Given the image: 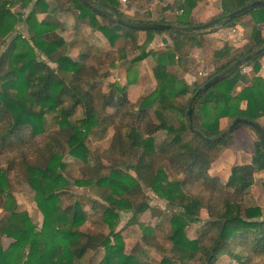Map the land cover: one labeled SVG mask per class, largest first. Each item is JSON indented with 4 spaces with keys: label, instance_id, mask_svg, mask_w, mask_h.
<instances>
[{
    "label": "trees",
    "instance_id": "obj_1",
    "mask_svg": "<svg viewBox=\"0 0 264 264\" xmlns=\"http://www.w3.org/2000/svg\"><path fill=\"white\" fill-rule=\"evenodd\" d=\"M96 1L106 5H95L103 13L78 0H51L62 15L73 16L74 35L67 41L68 25L53 14L46 0H0V264H218L222 258L229 264H264V213L259 205L246 202L249 190L257 185L255 175L264 172V151L257 136L249 164L232 167L225 182L210 177L216 148L226 146L233 133L220 144H207L189 128L186 109L191 98L185 105L173 103L188 93L193 96L208 80L262 48L260 31L253 27L249 42L240 49L225 46L214 52L212 73L191 90L185 81L168 73L167 67L175 63L177 55L180 60L200 47L197 37L204 33L168 32L172 47L157 53L152 69L157 85L133 103L127 88L135 78L129 71L151 54L144 48L153 34L162 32L125 28L117 24L115 13L129 22L189 29L195 26L190 22L191 8L176 0L181 14L171 23L155 20V11L143 19L129 20L119 12L117 0ZM255 1L264 2L222 0L218 18ZM14 6L28 9V13H15ZM246 15L254 25L264 26V8H256L210 28L235 25ZM22 21L29 39L16 32ZM82 23L109 47L121 39L122 49L140 51L127 69L126 85L103 83L109 76L99 65L104 47L89 37L79 38L78 57L70 56L79 34L77 24ZM138 33L145 35L140 45ZM260 59L245 67L257 74ZM238 82L248 85L233 94ZM263 117L264 78L248 81L239 68L196 100L193 128L214 139L235 119L261 126L258 121ZM221 120L227 121L226 128L221 129ZM111 127L110 147L97 157L99 166L91 168V178L68 177L65 157L89 165L88 135L94 128L104 133ZM261 128L264 132V126ZM158 133L165 139L157 142ZM116 156L127 161L121 164L125 171L115 165L100 173L105 168L101 159ZM169 176L174 180L168 181ZM15 183L26 185L32 193L42 216L39 225L17 210ZM73 186L88 187L98 197L88 201L102 215L95 232L82 230L86 220L79 201L64 202L66 191ZM259 186L264 192V179ZM144 190L171 208L166 218L144 200ZM147 212L157 218L154 225L141 222ZM127 213L130 217L124 228L140 230L133 243L118 230L122 214ZM159 221L168 223L160 236L155 232ZM198 223L201 229L190 239L186 230ZM97 255L100 258L94 263Z\"/></svg>",
    "mask_w": 264,
    "mask_h": 264
},
{
    "label": "rangeland",
    "instance_id": "obj_2",
    "mask_svg": "<svg viewBox=\"0 0 264 264\" xmlns=\"http://www.w3.org/2000/svg\"><path fill=\"white\" fill-rule=\"evenodd\" d=\"M46 1L47 3L50 4V7L52 8V10H54L53 14L55 16H61V19L68 25L69 28L67 32L64 34V37L67 41H70L74 35L73 16L71 14L62 15L61 12H58L55 9L54 4L51 2V0H46ZM117 1L119 4V12L122 13V15H125L128 18H133L134 20H137V19H140V17H142L140 15L145 10L148 11L150 8L152 9L153 1L155 0H142L140 2L137 0H125V1L117 0ZM167 1L168 0H159L158 2H159V5H164ZM12 11H14L15 13L16 12L24 13L25 16L28 13V9L20 10L18 6L12 7ZM244 19H247V17ZM77 25H78L79 34H77L76 36L78 38H77V42L75 46L72 48L71 53H69L70 56L72 58L78 57L77 52L79 50V47L81 46L80 44L81 41L79 40V38L84 39V38L89 37L91 41H94L96 43V45H99L101 48L104 47V49L102 48L104 51H102V58L100 60L101 63H99V65H103L104 69L108 70L109 76L103 80V83L105 85L111 84V83H114L116 85L118 84L120 86L126 85L125 76L127 73V69H129V67L132 66L131 60L135 58L136 56H138L140 54V51L131 50L130 47H125V49H122L121 47H123L124 41L121 39L117 41L116 44L109 47L108 45L104 43V41L100 38L99 35H97L95 32L90 30L85 24L82 23V24H77ZM15 29H16V32L19 35H21L23 38L29 39L28 29L24 21L20 22L16 26ZM136 37H137V42L139 45L144 43L145 41L144 34L138 33ZM201 39L203 41V38ZM206 43L208 45L207 47V45L205 44L206 51H203V50L201 52L192 51L191 54L188 55L189 56L188 58H183V59L181 58L182 60H179V61L175 60V62L177 61L175 66L173 63L169 65V67H167V69L169 68L168 73L170 74L179 73L180 74L179 76L183 75L182 77L186 79L185 82L187 81V83L190 85L189 86L190 90L193 88V84L202 83L204 79L208 77V75H210L214 69V65H213L214 56L212 55L214 54L213 53L214 51L212 52L213 48H212L211 43L209 44L208 41ZM148 48H149V45H147V48H144V49H148ZM154 65H156V60L152 55L150 57L148 56L146 60L144 61V63L140 62L137 65H133L132 70L129 71L131 72L130 77L133 79L135 78V82L131 85H128V88H127L128 97L133 103H135L136 101H139L142 95L143 96L149 95V93H151L155 89L156 80L153 74L151 73ZM191 97L192 96L189 95L188 93L183 97L176 98L173 103L175 104V106L176 105L181 106L182 104L185 105L187 100ZM263 122L264 121H261L260 124L264 125ZM220 127L226 128L227 121L221 120ZM239 128L232 134V139L228 141L226 146H220L216 148L214 152L216 159L214 161L215 163L213 164V169L215 170L218 169L217 170L218 173L222 174L224 173V171L228 170L227 167L219 168V164L216 162L218 161V159L225 156L223 153H225L226 151H229L228 148L232 145L234 138L242 130H245L247 133H249V135H245L246 139L244 140V142L248 140L250 134H252V138L255 139L254 137L255 134L251 132L248 128H244V127L240 129ZM113 135H114L113 127L107 129L104 133L101 132L100 128L98 129L94 128L92 130V134L88 135L86 139V145L90 151L89 156L91 158L89 161V165H85L81 162L73 160L69 156H66L64 159V161L67 164L66 175L68 177H72V179L91 178V174H90L91 168L94 167L95 165L99 166V160L97 159V157H99L101 153L109 149L110 141ZM163 137H165L164 134L158 133L155 136V139L157 142H160ZM244 147H249V143L246 142L244 144ZM132 159L134 161V157ZM123 163L126 164L127 161L122 157L119 158L116 156V157L111 158V160L103 157L101 159V165H103L105 168L102 169L100 173L105 172L108 166H113L114 168H116L115 165H118L117 168L119 170L125 171L123 167L121 166V164ZM254 179L257 185H255L249 190V194L246 197V202L249 205L250 204L259 205L262 208V211L264 213V192L259 186V183L264 179V172L263 173L261 172L255 175ZM171 180H174V177L169 176L168 181H171ZM15 190L16 191L14 193V196L16 198L17 210L19 212L27 213L28 216L31 218L32 222L37 223L39 225L42 221V216H41V213L38 211L36 204L33 201L32 193L29 191L27 186L24 184L20 185V184L15 183ZM143 192H144L143 198L145 201L149 203V205H151L152 207L156 209H160L162 212L165 213L161 218H164L165 215L168 216V212L171 210V208L167 207L165 201L159 200L153 193H151L148 190H144ZM94 198L98 200V197L96 196V194L90 192L88 187L76 188L73 186L71 189L66 191L65 200H64V202L66 203H70L71 201H74V200L79 201L83 209L85 220H86L85 224L82 227V230L86 232H90V233L95 232L99 228V223L102 220V215H101L100 210L93 209L90 203L88 202L89 199H94ZM202 216L204 217V213H202ZM129 217H130L129 213L122 214L121 224L118 230H121V234L125 235L128 243L129 241L130 243H133L137 240L138 233H140L139 232L140 230L138 227H133L129 229L124 228V224ZM140 220L145 226H151L154 222L158 221L157 218L152 216L151 212H147L144 215H142ZM201 225H202L201 223H198V224L189 226L186 230L187 236L190 239L196 238L197 233L201 229ZM167 228H168V223L166 221H159L158 228H156L155 230L156 235L160 236V233L165 232ZM5 242L7 243V241ZM99 258L100 257L97 255V257L94 260V263L97 262ZM218 264H229V261L225 258H222L218 262Z\"/></svg>",
    "mask_w": 264,
    "mask_h": 264
},
{
    "label": "crops",
    "instance_id": "obj_3",
    "mask_svg": "<svg viewBox=\"0 0 264 264\" xmlns=\"http://www.w3.org/2000/svg\"><path fill=\"white\" fill-rule=\"evenodd\" d=\"M137 1H142V0H137ZM136 1V2H137ZM153 1V6L152 9L150 8L148 11H144L141 13L140 19H143L144 17L149 16V12L152 13V11H155V14L153 15V18L155 20H160L163 19L166 22H174L176 20V17L181 14V11L178 10L177 6L175 5L176 0H168L164 5H159V0ZM188 1V2H187ZM180 4H185L186 9L191 8V14H190V22L197 25H204L206 23H209L215 19H217L221 13V2L222 0H178ZM184 2V3H183ZM161 6V7H160ZM126 19L129 20H134L133 18H128L124 15ZM247 19H244L246 18ZM139 20V19H137ZM170 25V24H168ZM245 25V26H244ZM260 31L261 33V38L264 39V26L259 24V25H254L251 17L249 15L242 16L238 22L235 25L232 26H216L213 28H208L204 31H197V32H202L204 33L201 38H203V41L200 37H197L198 40H201V45L200 47H196L190 50V53L192 51L196 52H201L206 51L205 44L207 45V41L209 44L211 43L212 45V52L214 51H219L223 49V47L228 46L232 49H240L242 48L246 43L249 42L250 36L252 33L253 27H255ZM245 28V29H244ZM192 33V32H191ZM194 33V32H193ZM196 33V32H195ZM143 34V33H140ZM145 36V35H144ZM203 42V43H202ZM172 40L168 33L164 32L162 34H153V36L150 39L149 42V48L147 51H150V56L153 55L155 60H157V55L155 53L158 52H165L168 51L172 47ZM208 47V45H207ZM213 52V53H214ZM213 55V54H212ZM178 55L175 57L177 61L178 60ZM189 56L182 57L183 58H188ZM180 58V60H182ZM146 60V59H145ZM143 60L141 63H144ZM177 61L174 63V66L176 65ZM259 65L260 69L257 74L253 72L251 67H241V71L245 76H247V80L250 81L254 77H261L264 78V55L261 57L259 60ZM155 66V65H154ZM169 67V66H168ZM169 69V68H168ZM167 69V71H168ZM152 73V72H151ZM175 75L179 78V80L185 81L186 79L183 78L182 76H179L180 74ZM153 78V77H152ZM187 85V81L185 82ZM157 83H155L156 87ZM248 84H244L242 82H238L237 85L235 86L233 90V94H237L240 91H242ZM190 86V85H189ZM150 94V93H149ZM143 97V95L141 96ZM244 107V105L242 106ZM261 121H264V117L259 119V123ZM264 123V122H263ZM261 126H264L263 124H260ZM245 128V127H244ZM223 129V128H221ZM238 130V129H237ZM245 135H249L245 130H242L233 140L232 145L228 148L229 151H226L223 153L225 156L221 157L218 159L216 163L219 164V168H225L227 167L228 170L224 171V173H218V169H213V163L211 165L210 170L208 171V174L210 177H215L218 178L219 180L225 182L229 175L232 167L236 165H246L249 164L251 161V157L254 153V141L255 139L252 138V134H250L248 140L246 141L249 143V147H244V140L246 139ZM254 136V135H253ZM255 137V136H254ZM165 137L162 138L164 140ZM161 140V141H162ZM243 160V161H242ZM263 173V172H262ZM254 187V186H253Z\"/></svg>",
    "mask_w": 264,
    "mask_h": 264
},
{
    "label": "water",
    "instance_id": "obj_4",
    "mask_svg": "<svg viewBox=\"0 0 264 264\" xmlns=\"http://www.w3.org/2000/svg\"><path fill=\"white\" fill-rule=\"evenodd\" d=\"M78 1L82 5L92 9L96 13H103V11L97 9L95 7V5L106 8V5L104 3L96 1V0H78ZM256 8H264V2H260V1L252 2L243 8H240L238 10L231 12L228 15L217 18V19H215L209 23H206L204 25H197V26L191 27L189 29H180V28H176L172 25H168V24L129 22V21H126V20L122 19L121 17H119L117 13H115V18H116L117 24H119L125 28L131 29V30H136V31H155V32H162V33L177 31V32H192L193 33V32H197V31H204V30L208 29L210 26L216 25V24L222 22L223 20L228 21V22L232 21L233 19H235L241 15H244V14L248 13L249 11L256 9ZM263 55H264V46L262 48L256 50V51H254L253 53L246 55L242 59L238 60L230 68L225 70L223 73L216 75L213 78H211L210 80H208L191 97V99L188 103L187 109H186V115L188 117V123H189L190 130L200 140H202L203 142L210 144V145H217V144L222 143L228 136H230L232 133H234L239 127H246V128H250L254 132V134L257 136V138H258V140L262 146V149L264 151V132H263L261 126H259L256 123H253L251 121L245 120V119H235L220 136H218L217 138H214V139L205 138L201 133H199L198 131H196L193 128V108H194L196 100L204 92H206L209 88H211L213 85H215L219 81L223 80L227 75H229L233 71L245 66L246 64L253 61L254 59H256L258 57H262Z\"/></svg>",
    "mask_w": 264,
    "mask_h": 264
},
{
    "label": "built area",
    "instance_id": "obj_5",
    "mask_svg": "<svg viewBox=\"0 0 264 264\" xmlns=\"http://www.w3.org/2000/svg\"><path fill=\"white\" fill-rule=\"evenodd\" d=\"M123 1H125V0H123Z\"/></svg>",
    "mask_w": 264,
    "mask_h": 264
}]
</instances>
